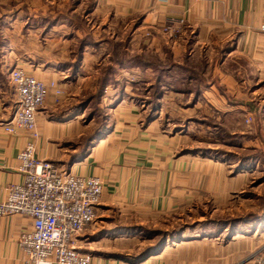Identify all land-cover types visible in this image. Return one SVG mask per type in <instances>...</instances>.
Listing matches in <instances>:
<instances>
[{"label":"crops","instance_id":"crops-1","mask_svg":"<svg viewBox=\"0 0 264 264\" xmlns=\"http://www.w3.org/2000/svg\"><path fill=\"white\" fill-rule=\"evenodd\" d=\"M22 4L30 6L28 14ZM19 5L6 17L12 22L11 29L24 33L29 26V33L43 38L46 52L31 56L28 73L46 83L55 80L64 91L57 97L51 90L37 113L36 156L83 176L104 177L98 217L106 221L115 222L143 209L159 214L174 208L175 199L167 186L182 174V165L199 153L180 154L192 127L180 124L171 132L159 124L158 114L168 115L175 101L176 111L193 116L202 113L205 128H209L212 124L206 119L213 110L241 107L237 102L230 104L217 83L229 86L234 80L226 65L235 58L247 59L257 73L264 69V34L260 31L264 0H21ZM75 15L83 23L92 17L95 24L89 30L81 28ZM179 20L184 23L178 39L162 33L165 23ZM113 29L125 37L126 51H141L147 58L139 73L130 63H121L118 72L130 70V77L137 76L142 84L160 86L158 110L147 119L150 109L142 123V108L126 92L127 85L124 91L112 89L109 101L114 105L110 107L114 119L96 143L86 148L79 129L85 128L86 110H80L82 100L76 88L87 77V54L117 41V34L106 36ZM89 36L91 40H83ZM75 46L80 49L77 58ZM22 54L20 50L19 62ZM199 64L203 70L191 75L189 70L200 69ZM16 102L14 86L6 77L0 78V201L10 185L25 179L19 154L30 137L26 131L10 134L3 127L12 118ZM32 223L27 216H0V264H28L19 239ZM135 225L140 223L116 221L108 235L94 233L89 244L96 248L83 252L93 256V264H162L157 255L135 259L140 251L131 245L138 244L141 236L134 229L125 230ZM108 243L114 246L105 250Z\"/></svg>","mask_w":264,"mask_h":264},{"label":"rangeland","instance_id":"rangeland-1","mask_svg":"<svg viewBox=\"0 0 264 264\" xmlns=\"http://www.w3.org/2000/svg\"><path fill=\"white\" fill-rule=\"evenodd\" d=\"M20 1L0 0V78L6 77L8 81L11 68L21 67L27 71L32 64L31 56L37 53L46 55L43 38L35 32L29 33V26L24 28V33L13 31L10 27L12 22L6 17L20 6ZM21 7L28 14L30 6L22 4ZM76 23L89 30L95 20L90 17L87 23L79 19ZM112 32L106 33V36L111 38L117 34L115 43L87 54L89 65L84 70L87 77L82 78L76 88L81 95L80 100L90 99L87 105L80 106V110H86V125L79 128L85 143L94 134L88 145L95 144L96 139L104 134L101 133L105 129L97 127L104 121L109 125L114 119L110 110L114 105L109 101L112 89L122 88L124 91L127 85L126 92L136 98L135 103L142 108V123L151 109V104L146 101L153 98L154 91L138 81L137 76L131 78L130 70L124 68L122 72L117 69L113 75L115 82L98 96L100 78L110 65L130 63L139 73L147 60L141 51H126L125 37L118 29ZM83 40H91V37H84ZM20 50L23 52L19 57L21 62L17 60ZM74 51L77 58L80 55L77 46ZM151 60L156 61L154 56ZM226 66L234 80L229 82V86L218 82L219 91L230 104L237 102L241 107L232 106L227 110L230 111L228 114L225 113L227 111L213 110L206 119L212 124L209 128H205L202 113L193 116L189 112L176 111L174 108L178 105L175 101L168 115L167 112L158 114L159 124L171 132H176V125L180 124L192 127V135L187 134L188 140L182 143L180 154L199 153L198 157L182 165V174L167 186L175 199L174 208L159 214L143 209L138 214L117 218L125 225L140 223L125 228L134 229L141 236L139 243L131 246L146 257L157 255L162 264H252L251 259L256 253L264 254L260 252L264 248V69L257 73L251 69L249 61L241 57L229 61ZM127 73L131 80L125 78ZM99 212L95 221L78 237L82 251H93L96 247L93 243L89 244L93 234L108 235L110 227L118 221L101 219ZM156 230L161 233L152 236L151 232ZM161 238L163 242L159 246ZM112 246L113 243L107 245L105 250L112 249Z\"/></svg>","mask_w":264,"mask_h":264},{"label":"built area","instance_id":"built-area-1","mask_svg":"<svg viewBox=\"0 0 264 264\" xmlns=\"http://www.w3.org/2000/svg\"><path fill=\"white\" fill-rule=\"evenodd\" d=\"M183 23H165L161 31L178 39ZM260 31L264 34V24ZM9 79L17 102L3 127L10 134L26 131L30 139L19 154L25 179L8 187L6 198L0 201V216L32 219V226L19 239L28 264H93V256L81 250L78 237L97 218L105 178L83 176L36 156L35 140L40 135L37 113L51 90L57 97L64 91L55 80L46 83L21 67L12 68ZM251 260L252 264H264V254L256 253Z\"/></svg>","mask_w":264,"mask_h":264},{"label":"trees","instance_id":"trees-1","mask_svg":"<svg viewBox=\"0 0 264 264\" xmlns=\"http://www.w3.org/2000/svg\"><path fill=\"white\" fill-rule=\"evenodd\" d=\"M79 50V54H80V49H78ZM79 57H80V55H79ZM120 64H121V62H119V63H115L114 65H110L105 71H103V73H102V77L100 78V83H99V94H98V96H100V94L102 95V92L105 90V88L109 85V84H111L112 82L114 83L115 82V79L113 78L114 76V73L117 71V69H118V67L120 66ZM199 67H200V69H195L194 67H192V69H190L189 70V73L191 74V75H198V74H200L199 72L200 71H202L203 70V65L201 66L200 64H199ZM199 71V72H198ZM159 87L160 86H158L157 84L156 85H154L152 88H151V90H153L154 91V94H153V98H151L150 100H147L146 102H148V103H150L151 104V112H150V114L147 116L148 118L147 119H149V118H151V115H152V113L153 112H156L157 110H158V98H159V93H160V90H159ZM200 92V90L199 91H197V93H199ZM90 101V99L88 100H86V101H82V103H81V105H87L88 104V102ZM91 118H92V116H91ZM107 124H106V122L104 121L103 123H101L97 128H103V130L104 129H106L107 128ZM105 131V130H104ZM104 131L101 133V134H103L104 133ZM100 134V135H101ZM94 137V134L93 135H91L89 138H88V140H87V142L85 143L86 144V148H87V145H88V143H89V141H91L92 139H94L93 138ZM152 233V236H157V235H159L160 233H161V231L160 230H156V231H152L151 232ZM161 242H163V239L161 238V240L158 242V245L160 246V243ZM158 245L155 247L154 246V248L155 249H157V247H158ZM145 252H148V250L147 251H145ZM145 252H143V253H145ZM151 253V252H150ZM144 257V254H140L139 256H137L135 259H139V258H143Z\"/></svg>","mask_w":264,"mask_h":264}]
</instances>
